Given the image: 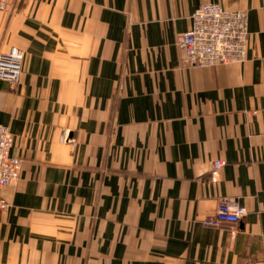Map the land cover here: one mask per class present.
<instances>
[{
    "label": "crops",
    "instance_id": "1",
    "mask_svg": "<svg viewBox=\"0 0 264 264\" xmlns=\"http://www.w3.org/2000/svg\"><path fill=\"white\" fill-rule=\"evenodd\" d=\"M209 2L248 11L244 61H183ZM13 45L0 264H264V0H8ZM223 199L246 212L205 224Z\"/></svg>",
    "mask_w": 264,
    "mask_h": 264
},
{
    "label": "built area",
    "instance_id": "2",
    "mask_svg": "<svg viewBox=\"0 0 264 264\" xmlns=\"http://www.w3.org/2000/svg\"><path fill=\"white\" fill-rule=\"evenodd\" d=\"M8 0H0V8H5ZM248 11L230 9L219 2L203 3L192 14V26L182 32L177 39L185 55L183 61L191 65H215L242 62L249 48ZM25 52L20 47L11 46L0 52V79L16 84L23 71ZM14 135L10 129L0 124V209L9 206L2 191L20 176L23 159L11 153ZM222 161L214 163L216 171ZM246 209L227 199H223L212 217L203 222L217 225L221 222H238Z\"/></svg>",
    "mask_w": 264,
    "mask_h": 264
}]
</instances>
